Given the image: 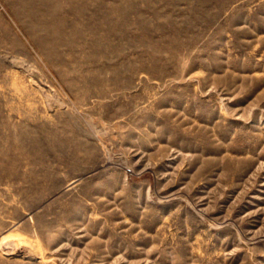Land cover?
Wrapping results in <instances>:
<instances>
[{
    "label": "rangeland",
    "instance_id": "obj_1",
    "mask_svg": "<svg viewBox=\"0 0 264 264\" xmlns=\"http://www.w3.org/2000/svg\"><path fill=\"white\" fill-rule=\"evenodd\" d=\"M0 264H264V0H0Z\"/></svg>",
    "mask_w": 264,
    "mask_h": 264
}]
</instances>
